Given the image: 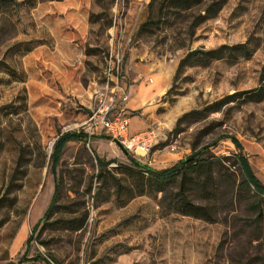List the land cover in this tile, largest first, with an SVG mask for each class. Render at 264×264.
I'll return each instance as SVG.
<instances>
[{
    "label": "rangeland",
    "instance_id": "1",
    "mask_svg": "<svg viewBox=\"0 0 264 264\" xmlns=\"http://www.w3.org/2000/svg\"><path fill=\"white\" fill-rule=\"evenodd\" d=\"M214 1L0 0V264H47L27 258L38 254L51 264L264 263V195L240 189L238 163L217 177L214 222L163 211L160 193L126 201L136 158L104 136L69 141L55 180L50 169L56 138L83 129L109 65L128 90L130 131L160 128L143 164L163 169L204 145L233 158L232 136L264 182V99L242 94L178 120L264 87V0H223L202 20ZM223 45L177 70L190 50Z\"/></svg>",
    "mask_w": 264,
    "mask_h": 264
},
{
    "label": "trees",
    "instance_id": "2",
    "mask_svg": "<svg viewBox=\"0 0 264 264\" xmlns=\"http://www.w3.org/2000/svg\"><path fill=\"white\" fill-rule=\"evenodd\" d=\"M172 1L177 5H185L189 3V0ZM222 3L223 0L214 1L212 4H215L216 7L213 8L212 13H209V8L205 9V13L200 15L201 19L203 20L213 16L214 12L221 7ZM237 46L238 45H235L231 48H236ZM221 48H224V45L212 50H190L180 59L177 70L193 64L206 65L208 60L219 56L218 52ZM242 94H246L251 98L255 97L256 100H262L264 99V87L260 86L225 95L220 99L205 105L202 109H195L183 113L178 120L192 114L203 115L205 112L216 111L221 105L235 100ZM230 138L238 150L237 155L233 158L226 155H216L212 153L209 145L193 149L187 156L163 169H155L134 158L133 170L137 174V177L132 185L130 184L126 186V191L129 192V198H127L126 201L134 196L160 193L159 207L163 211L176 212L181 215L214 222L220 211L218 206L219 186L217 177H219V173L222 176L226 175L230 165H234L235 163H238L243 175L242 180L239 183L240 189L252 188L255 193L263 196L264 182L256 176L247 156L242 153L243 148L241 143L235 137L231 136ZM73 140H86V133H84L83 130H68L62 132L53 144L49 160L54 180L55 169L60 163L63 149L69 141ZM98 162L100 165L106 164L101 159H98ZM224 171L227 173H224ZM102 172L103 170L100 169L99 173L102 174ZM57 192L58 183L55 182L51 202L44 212V216H47L51 212L53 206H55ZM119 192L120 185H118L117 196H119ZM30 238L31 237L27 239V247L31 242ZM25 258L26 257L24 256L20 261H23ZM27 258L33 260L41 259L47 264H51L40 254ZM20 261L18 263L8 261L4 264H21Z\"/></svg>",
    "mask_w": 264,
    "mask_h": 264
},
{
    "label": "built area",
    "instance_id": "3",
    "mask_svg": "<svg viewBox=\"0 0 264 264\" xmlns=\"http://www.w3.org/2000/svg\"><path fill=\"white\" fill-rule=\"evenodd\" d=\"M104 74L106 78L103 85L104 90L95 93L91 113L82 129L86 133V140L90 142L95 131L101 129L112 142L118 143L125 152L145 162L157 141L160 128L158 125H151L131 133L129 130L130 115L127 107L128 90L124 85H121L118 74L114 77L109 65Z\"/></svg>",
    "mask_w": 264,
    "mask_h": 264
},
{
    "label": "crops",
    "instance_id": "4",
    "mask_svg": "<svg viewBox=\"0 0 264 264\" xmlns=\"http://www.w3.org/2000/svg\"><path fill=\"white\" fill-rule=\"evenodd\" d=\"M129 121H130V119H129ZM145 129V128H144ZM129 130H130V128H129ZM142 130V129H141ZM139 131V130H138ZM131 132V131H130ZM134 132H136V131H134ZM131 133H133V132H131ZM92 136H95V137H101V136H104V137H106V138H108L107 137V135L103 132V130H101V129H97L96 131H95V133L92 135ZM109 139V138H108ZM110 140V139H109ZM111 141V140H110ZM112 142V141H111ZM113 143V142H112ZM141 162H144V161H142V160H140Z\"/></svg>",
    "mask_w": 264,
    "mask_h": 264
},
{
    "label": "water",
    "instance_id": "5",
    "mask_svg": "<svg viewBox=\"0 0 264 264\" xmlns=\"http://www.w3.org/2000/svg\"><path fill=\"white\" fill-rule=\"evenodd\" d=\"M118 144V143H117ZM119 145V144H118Z\"/></svg>",
    "mask_w": 264,
    "mask_h": 264
}]
</instances>
